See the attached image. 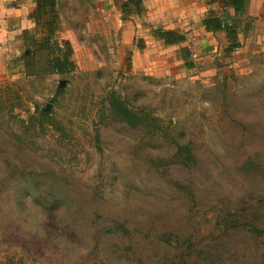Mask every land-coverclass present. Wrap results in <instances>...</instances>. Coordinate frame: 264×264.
<instances>
[{"label":"rangeland","instance_id":"1","mask_svg":"<svg viewBox=\"0 0 264 264\" xmlns=\"http://www.w3.org/2000/svg\"><path fill=\"white\" fill-rule=\"evenodd\" d=\"M48 10L32 32L45 46L0 65V264H264L262 54L197 46L188 68L166 48L135 65L105 0ZM66 40L76 67L51 73Z\"/></svg>","mask_w":264,"mask_h":264},{"label":"crops","instance_id":"2","mask_svg":"<svg viewBox=\"0 0 264 264\" xmlns=\"http://www.w3.org/2000/svg\"><path fill=\"white\" fill-rule=\"evenodd\" d=\"M105 1L122 16L116 32L119 36L118 52L131 51L135 65H152L160 55L164 59L165 52L169 54L166 48L182 46L189 47L193 56H196L193 49L200 46L213 48V52L218 51L219 55L242 54V60H249L257 53L264 57V0H248L244 16H253L255 20L248 32L241 30V46L232 52L225 51L227 37L224 31L208 32L204 27L203 19L211 0H143L144 14L133 12L131 16H125L126 0ZM216 1L215 4L223 10L220 1ZM36 5L37 0H0V65H9L7 59L3 60L9 57L16 44L25 43V31L32 34L36 30V20L31 17ZM229 10L234 12L232 8ZM158 27L184 33L187 40L180 45L166 44L154 36V29Z\"/></svg>","mask_w":264,"mask_h":264},{"label":"trees","instance_id":"3","mask_svg":"<svg viewBox=\"0 0 264 264\" xmlns=\"http://www.w3.org/2000/svg\"><path fill=\"white\" fill-rule=\"evenodd\" d=\"M222 7L227 11L229 8H232L234 14L230 17H226L223 15H219L215 9H210L203 19V24L205 29L208 32H217L224 31L227 37V45L225 47V51L232 52L235 49L241 46V41L239 39V34L241 32V18L244 17L248 0H219ZM55 0H37V5L35 10L31 13V17L36 20L37 25L41 22L45 21V16L48 13L49 5L54 3ZM125 11L132 10L137 14L143 13L144 9L143 0H126L124 3ZM252 27V25H245L244 31L248 32V30ZM154 36L156 38L162 39L166 44L170 45H180L187 40V36L184 33H181L172 29H164V28H155ZM23 39L26 42L28 47L39 46L44 47V42L36 39L32 36V34L28 31H25L23 34ZM37 40V41H36ZM33 48H29L28 52L24 55L25 61L29 58H33ZM182 53V59L188 68H193L194 63L189 59L191 55V51L189 47L182 46L180 47ZM72 47L69 41H64L63 45L59 41L55 43V49L52 55L49 58V69L51 73H56L59 75H65L67 73H71L74 71L76 65L74 60H72ZM28 68L30 65L27 66ZM34 71L31 72V75H34ZM112 110L114 114L123 121H126L130 124H137L139 120V116L130 109L127 104L118 96L113 95L111 99ZM37 113L42 114L43 116L49 115L48 112L44 110H40L37 108ZM252 230L255 233H263L262 230L252 227Z\"/></svg>","mask_w":264,"mask_h":264},{"label":"water","instance_id":"4","mask_svg":"<svg viewBox=\"0 0 264 264\" xmlns=\"http://www.w3.org/2000/svg\"><path fill=\"white\" fill-rule=\"evenodd\" d=\"M61 84L64 85L65 84V81H62ZM49 106H50V104H48V106L45 109L48 110L50 108Z\"/></svg>","mask_w":264,"mask_h":264}]
</instances>
